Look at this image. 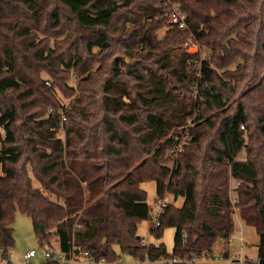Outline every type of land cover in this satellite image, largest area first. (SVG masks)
Returning a JSON list of instances; mask_svg holds the SVG:
<instances>
[{
    "label": "trees",
    "instance_id": "trees-1",
    "mask_svg": "<svg viewBox=\"0 0 264 264\" xmlns=\"http://www.w3.org/2000/svg\"><path fill=\"white\" fill-rule=\"evenodd\" d=\"M55 89L75 94L64 110ZM1 133L2 264L18 212L53 250L187 264L171 260L228 247L234 208L260 236L242 264H264V0H0ZM148 181L184 197L151 227L176 229L171 252L137 233Z\"/></svg>",
    "mask_w": 264,
    "mask_h": 264
},
{
    "label": "rangeland",
    "instance_id": "rangeland-1",
    "mask_svg": "<svg viewBox=\"0 0 264 264\" xmlns=\"http://www.w3.org/2000/svg\"><path fill=\"white\" fill-rule=\"evenodd\" d=\"M165 28H163L159 35L160 37L164 36L165 34ZM187 46V49L190 52L196 51L198 49L197 45H192V46ZM204 52H202V54L204 55ZM129 59H127L128 61ZM46 76V80L50 81V78L48 77V75ZM68 84L70 86L76 87L77 84V78L73 77L70 78L68 80ZM194 89V87H193ZM55 97L56 99L62 104L63 106V110L65 108H67L72 100V98L75 97L74 95H70L67 96L65 95L61 90L59 89H55ZM191 123V122H189ZM59 134L60 136L64 137V133L63 130H59ZM0 141L3 139V133L0 134ZM244 155L241 154V157H243ZM168 166L172 165V161H169L167 163ZM36 185H39V183L37 181ZM149 194L148 196V200L153 203V201L155 200V196H154V190H155V184H151L150 181L146 182L145 184V188H144ZM234 191V190H233ZM165 197H167V199L172 202L174 200L173 195L172 194H167ZM232 197V196H231ZM159 199V198H158ZM172 200V201H171ZM173 203V202H172ZM174 204L176 205L175 201ZM177 206V205H176ZM14 229H15V246L13 247V249L11 250V255H10V259L12 261L13 264H26L25 263V253L31 249H35L37 254L36 256H34L33 258H31V263L30 264H41L44 261L47 260V257L45 255L46 250L48 249H56L58 247V242H57V238L55 236L51 237V240L53 241V247H50L48 245H41L38 237L36 235L34 226H33V222L31 220L30 217H28L27 215L18 212L16 214V218H15V222H14ZM175 234H176V230L173 227H169L165 229V233H164V241L166 244V247L168 250H171L174 246V241H175ZM122 261L123 264H137V260L136 258H134V256L130 255V254H121L120 257L118 258ZM0 264H2V260L0 259Z\"/></svg>",
    "mask_w": 264,
    "mask_h": 264
},
{
    "label": "crops",
    "instance_id": "crops-1",
    "mask_svg": "<svg viewBox=\"0 0 264 264\" xmlns=\"http://www.w3.org/2000/svg\"><path fill=\"white\" fill-rule=\"evenodd\" d=\"M150 183L155 184V190H154L155 200L153 201V203H151L148 200L149 194H147V202L151 208L152 206L155 205L158 197L156 192V182L150 181ZM145 184L146 182L142 183L143 188H145ZM236 187H237V181L235 179H232L231 180L232 200H235L236 198V190H235ZM173 198L174 200L173 201L171 200L173 203L175 201L177 206H182L184 202V197L179 196L175 198L173 196ZM233 218L235 222V232L228 247H222V246L218 247L214 252L216 257L210 258L204 256L199 258L195 264H242L246 260H252V261L258 260L260 236L257 233L256 228L253 225L248 224L242 218L240 210L238 208H234ZM151 227H152L151 218L142 221L138 225V231H137L138 235H140L143 241L147 244H156V245H160L162 243L165 244L164 241L165 230L163 236L157 238L155 235L152 234ZM172 249L171 250L167 249V250L168 252H171ZM226 252H228V257L227 258L222 257L221 253H226Z\"/></svg>",
    "mask_w": 264,
    "mask_h": 264
},
{
    "label": "built area",
    "instance_id": "built-area-1",
    "mask_svg": "<svg viewBox=\"0 0 264 264\" xmlns=\"http://www.w3.org/2000/svg\"><path fill=\"white\" fill-rule=\"evenodd\" d=\"M168 17V20L171 23H176L178 24L179 28L185 29L187 27L186 23V15L185 13L182 12L180 8L175 6L174 12L172 14H166ZM165 28V27H164ZM169 27L166 26V31ZM189 47L194 45L192 44V39H189L186 43ZM46 83L49 85L50 82L46 81ZM65 119V117H64ZM186 139V138H185ZM185 139H181L178 144H177V149H181L182 145L185 142ZM171 202L167 199V197L159 198L157 199L156 203L154 206H152L151 213H152V226L157 228L160 225V220L159 218L165 211L166 207L170 204ZM37 252L35 249H31L25 253V263L30 264L31 263V258L36 256ZM46 257L50 261H54L58 264H123L122 261L119 259L117 262H109L105 257H101L99 259H96L93 254L91 253L90 250L83 248L80 244L74 243L72 247L70 248L69 252H64L62 250H53V249H48L46 250L45 253ZM205 256V255H204ZM204 256H198V255H193L189 259H174L171 260V263L177 262L180 260H183L187 262V264H195L196 261ZM213 258V257H210Z\"/></svg>",
    "mask_w": 264,
    "mask_h": 264
},
{
    "label": "water",
    "instance_id": "water-1",
    "mask_svg": "<svg viewBox=\"0 0 264 264\" xmlns=\"http://www.w3.org/2000/svg\"><path fill=\"white\" fill-rule=\"evenodd\" d=\"M128 62H129V60H128ZM43 229V228H42Z\"/></svg>",
    "mask_w": 264,
    "mask_h": 264
}]
</instances>
